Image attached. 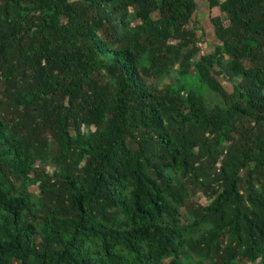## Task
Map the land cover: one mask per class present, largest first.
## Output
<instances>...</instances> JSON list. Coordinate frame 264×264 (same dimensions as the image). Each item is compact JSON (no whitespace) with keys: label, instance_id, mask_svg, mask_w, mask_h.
<instances>
[{"label":"trees","instance_id":"trees-1","mask_svg":"<svg viewBox=\"0 0 264 264\" xmlns=\"http://www.w3.org/2000/svg\"><path fill=\"white\" fill-rule=\"evenodd\" d=\"M229 2L208 63L196 0H0V264H264V0Z\"/></svg>","mask_w":264,"mask_h":264},{"label":"crops","instance_id":"crops-1","mask_svg":"<svg viewBox=\"0 0 264 264\" xmlns=\"http://www.w3.org/2000/svg\"><path fill=\"white\" fill-rule=\"evenodd\" d=\"M197 4H198V12H201L205 9H208L207 13L210 17V31L212 32V34H214L213 36L215 37V31H214V27L211 23V19L213 17H216L218 15H222L224 12L229 16L231 15H234V12H233V8L232 6L230 5V2L229 0H227L226 2H224L223 0H196ZM212 5L214 6L212 8ZM196 14V16L198 17L199 21L201 20L200 17H199V14ZM205 30V26L201 25ZM207 32V30H206ZM209 32L206 33V36L208 35ZM200 34H202V32H200Z\"/></svg>","mask_w":264,"mask_h":264},{"label":"rangeland","instance_id":"rangeland-1","mask_svg":"<svg viewBox=\"0 0 264 264\" xmlns=\"http://www.w3.org/2000/svg\"><path fill=\"white\" fill-rule=\"evenodd\" d=\"M222 1V0H221ZM224 2H226L227 0H223ZM208 11V9H205L204 12L201 11V12H198L199 14V17H200V25H203L205 26L208 35L206 37H202L201 38V41H200V46L203 48V50L205 51L204 52V55H205V58L207 60L208 63H211V61H213V58H214V43H217L219 42L212 34V32L210 31V17L208 14H206ZM193 27V24H190L189 26V29H191ZM184 36L187 35V32H186V29L184 30ZM232 99V98H230Z\"/></svg>","mask_w":264,"mask_h":264}]
</instances>
